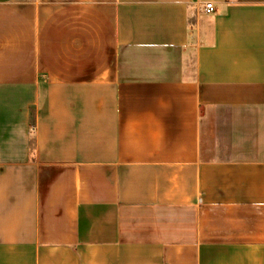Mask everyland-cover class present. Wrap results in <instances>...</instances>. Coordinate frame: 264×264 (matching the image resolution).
Listing matches in <instances>:
<instances>
[{
    "label": "crops",
    "instance_id": "obj_1",
    "mask_svg": "<svg viewBox=\"0 0 264 264\" xmlns=\"http://www.w3.org/2000/svg\"><path fill=\"white\" fill-rule=\"evenodd\" d=\"M0 264H264V0H0Z\"/></svg>",
    "mask_w": 264,
    "mask_h": 264
},
{
    "label": "built area",
    "instance_id": "obj_2",
    "mask_svg": "<svg viewBox=\"0 0 264 264\" xmlns=\"http://www.w3.org/2000/svg\"><path fill=\"white\" fill-rule=\"evenodd\" d=\"M213 11V6H212V4L211 3H206L205 5H204V12L206 13V14H209V13H211Z\"/></svg>",
    "mask_w": 264,
    "mask_h": 264
}]
</instances>
